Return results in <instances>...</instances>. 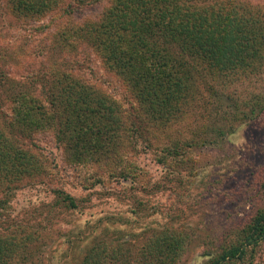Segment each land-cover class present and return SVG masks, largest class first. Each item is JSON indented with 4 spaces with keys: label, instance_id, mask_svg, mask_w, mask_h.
Returning <instances> with one entry per match:
<instances>
[{
    "label": "rangeland",
    "instance_id": "1",
    "mask_svg": "<svg viewBox=\"0 0 264 264\" xmlns=\"http://www.w3.org/2000/svg\"><path fill=\"white\" fill-rule=\"evenodd\" d=\"M64 1L66 7L72 0ZM106 1L31 20L14 14L12 0H0L3 113L10 115L8 97L20 83L62 60L75 65L77 76L132 106L126 85L106 71L92 48L56 47L64 25L100 17ZM245 1L264 11V0ZM259 104L264 105V62L250 76H211L181 117L167 126L146 122L143 136H125L122 164L111 157L101 164L71 165L52 131L32 133L21 141L46 161L47 174L23 181L0 216V232L18 228L30 237L19 251L18 263L27 258L21 264H75L90 248L99 252V264H211L264 209V109L259 112ZM193 137L212 143L188 148ZM173 143H186L188 151L159 162L163 148ZM57 189L74 196L78 208H67ZM160 240L172 249L163 252ZM152 245H157L153 260ZM249 251L225 264H264V242Z\"/></svg>",
    "mask_w": 264,
    "mask_h": 264
},
{
    "label": "trees",
    "instance_id": "2",
    "mask_svg": "<svg viewBox=\"0 0 264 264\" xmlns=\"http://www.w3.org/2000/svg\"><path fill=\"white\" fill-rule=\"evenodd\" d=\"M101 1L72 0L63 7L64 0H12V11L21 19L40 20L52 12L71 14L76 7ZM106 2L100 17L64 25L56 47L59 51L66 47L76 51L80 44L92 48L106 71L126 85L134 103L128 108L77 76L75 65L67 60L20 83L19 90L8 97L10 115L0 108V216L5 215L24 180L47 174L46 161L21 141L32 133L52 131L71 165L101 164L111 157L122 164L119 154L126 147L125 136H143L146 122L167 126L181 117L184 106L195 99L211 76H250L263 67L264 11L248 1ZM263 109L259 104V112ZM199 137H193L188 148L199 141L202 145L212 143L211 138ZM186 145L173 143L163 148L158 161L165 164L169 157L182 158L188 151ZM123 171L127 176L128 168ZM56 195L67 208H78L75 197L63 189H57ZM18 230L0 232V264H21L27 259L17 261L30 238ZM238 236L239 240L225 247L211 264L241 260L264 242V209L252 216ZM160 242L163 252L172 249ZM156 247L150 248L151 260ZM99 263V252L90 248L75 264Z\"/></svg>",
    "mask_w": 264,
    "mask_h": 264
}]
</instances>
